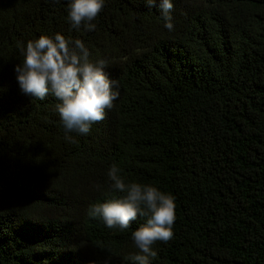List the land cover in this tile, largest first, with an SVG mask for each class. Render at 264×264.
<instances>
[{
	"label": "trees",
	"instance_id": "16d2710c",
	"mask_svg": "<svg viewBox=\"0 0 264 264\" xmlns=\"http://www.w3.org/2000/svg\"><path fill=\"white\" fill-rule=\"evenodd\" d=\"M70 2L0 0V264H134L146 217L121 230L88 215L124 195L113 164L175 197L150 264H264V0H172V31L144 0H105L95 29L76 30ZM56 33L117 82L87 135L16 79L21 48Z\"/></svg>",
	"mask_w": 264,
	"mask_h": 264
},
{
	"label": "clouds",
	"instance_id": "9594fccd",
	"mask_svg": "<svg viewBox=\"0 0 264 264\" xmlns=\"http://www.w3.org/2000/svg\"><path fill=\"white\" fill-rule=\"evenodd\" d=\"M149 7L159 8L164 27L174 28L172 0H144ZM105 6V0H71L68 20L73 29L92 31L93 23ZM23 62L15 66L16 79L25 95L43 101L49 94L58 103L56 110L67 132L87 135L93 124L103 121L106 110L119 97L117 82L105 71L104 60L92 61L89 49L79 39L61 33L41 35L21 48ZM70 138V137H69ZM112 188L123 196L90 206L88 215L100 218L109 229H128L138 216L146 222L132 232L139 252L130 257L134 264H150L157 256L154 245L168 243L174 235L175 197L153 185L125 182L120 169L113 164L108 172Z\"/></svg>",
	"mask_w": 264,
	"mask_h": 264
}]
</instances>
